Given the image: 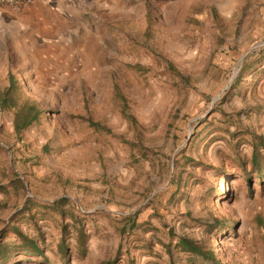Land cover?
Wrapping results in <instances>:
<instances>
[{
  "label": "rangeland",
  "instance_id": "1",
  "mask_svg": "<svg viewBox=\"0 0 264 264\" xmlns=\"http://www.w3.org/2000/svg\"><path fill=\"white\" fill-rule=\"evenodd\" d=\"M66 18L0 36V264H264V0Z\"/></svg>",
  "mask_w": 264,
  "mask_h": 264
},
{
  "label": "crops",
  "instance_id": "2",
  "mask_svg": "<svg viewBox=\"0 0 264 264\" xmlns=\"http://www.w3.org/2000/svg\"><path fill=\"white\" fill-rule=\"evenodd\" d=\"M81 0H35L22 7L0 4V36L47 38Z\"/></svg>",
  "mask_w": 264,
  "mask_h": 264
},
{
  "label": "trees",
  "instance_id": "3",
  "mask_svg": "<svg viewBox=\"0 0 264 264\" xmlns=\"http://www.w3.org/2000/svg\"><path fill=\"white\" fill-rule=\"evenodd\" d=\"M9 78L12 83L14 79L13 75L11 74ZM38 115H39V112L35 113V115L33 116L32 109H29L28 113H26L23 116L24 122H22V124H20L19 122H16L15 124L16 130L20 132L23 128H25L28 124H30L32 120L36 119ZM251 163L254 166V168H256L257 172L259 173L258 177H262L264 175V137L262 135L256 137V142L254 144L253 151H252ZM248 178H249V173H248ZM66 200H67L66 198H61L58 201H56V203L57 204L62 203V202H65ZM15 231L19 234L21 238V243L23 247L21 250L25 254H27L29 257L43 255L42 249L40 248V246H38V244L34 240L29 239L27 236H25L18 230H15ZM179 245L182 246L184 249H187L191 246L190 243L187 240H185V238L180 239ZM9 247L10 246L8 243L0 244V249L2 253H6Z\"/></svg>",
  "mask_w": 264,
  "mask_h": 264
},
{
  "label": "built area",
  "instance_id": "4",
  "mask_svg": "<svg viewBox=\"0 0 264 264\" xmlns=\"http://www.w3.org/2000/svg\"><path fill=\"white\" fill-rule=\"evenodd\" d=\"M34 1L35 0H0V4H9L13 7H22Z\"/></svg>",
  "mask_w": 264,
  "mask_h": 264
}]
</instances>
